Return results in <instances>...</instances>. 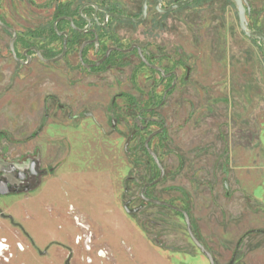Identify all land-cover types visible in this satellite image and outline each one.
I'll return each instance as SVG.
<instances>
[{"label":"rangeland","instance_id":"1","mask_svg":"<svg viewBox=\"0 0 264 264\" xmlns=\"http://www.w3.org/2000/svg\"><path fill=\"white\" fill-rule=\"evenodd\" d=\"M67 3L81 33L58 26ZM142 3L0 0L21 60L0 26V264H210L183 215L145 202L144 187L189 214L215 264H264V43L241 31L233 0L170 14L149 0L142 24L97 25L113 11L140 18ZM246 8L248 30L264 34V0ZM93 34L87 60L120 48L114 69L81 64ZM66 35L71 48L58 62L33 51L57 59ZM134 45L165 77L125 52ZM153 98L167 129L165 143L150 142L161 180L145 148L159 128L134 132Z\"/></svg>","mask_w":264,"mask_h":264},{"label":"water","instance_id":"2","mask_svg":"<svg viewBox=\"0 0 264 264\" xmlns=\"http://www.w3.org/2000/svg\"><path fill=\"white\" fill-rule=\"evenodd\" d=\"M195 0H182V1H175L174 4H172L168 9H163L161 8V5H162V2L163 0H156V3H155V10L158 11L159 13H162V14H170L172 13L174 10L176 9H181L183 7H186L188 6L189 4L193 3ZM234 3L236 4V8H237V11H238V17H239V26H240V29L241 31L249 38L251 37H255L257 39H259L260 41H262L264 43V34L259 32V31H249L248 30V24H247V8H246V5H247V0H233ZM149 0H143V3H142V13H141V17L140 18H132V17H127V16H122V15H119V14H115V13H106L104 15V21L107 22L109 19H114V20H117V21H120V22H124V23H129V24H135V25H139V24H142L147 16H148V9H149V4H148ZM63 19H66L67 21L71 22V25L73 28H75L73 26V23H72V20L70 18H61V19H58L57 20V23L60 22L61 20ZM96 21L98 22L97 18H96ZM0 26L6 30H9V31H12L13 32V39L11 41V51L15 57V59L18 61V62H21V60L17 57V54H16V51H15V48H14V43L17 39V33L11 29L8 25H6L0 18ZM56 31L57 28H56ZM67 36V35H66ZM64 48H63V53L62 55L57 58V59H45L42 57V55L40 54L39 50L37 49H34L33 51L36 53L37 57L44 63H48V64H51V63H55V62H58L60 60H62L66 54H67V40L64 41ZM134 49H136L138 51V55L141 59V61L143 62L144 65H146L148 68H152V69H157L159 70V72H162V69H159L158 67H156L155 65H152L150 64L146 59L145 57L143 56L142 54V50L134 45L132 46L131 48H129L127 51L125 52H132ZM113 50H118V51H122L121 49L119 48H110L106 55L104 56L103 59H101L99 62H97L95 65H85L83 62H82V51L80 52V59H81V62L83 63L84 67L85 68H91V67H98L100 66L102 63H104L108 57H109V54L111 51ZM175 83H176V80H175ZM156 137V133L152 134L148 141L145 143V148L147 150V152L150 154V156L154 159L156 165L158 166V168L161 170V176H160V179L161 180L164 176V170L160 164V161L157 157V155L152 151L151 147H150V142ZM156 181L157 182H159ZM145 189L146 187H144L142 189V192H141V197L142 199L147 202V203H151V204H155V205H158V206H162V207H167L169 209H172L178 213H181L185 219V222H186V225H187V229H188V233L192 239V241L195 243V245L207 256L210 264H215V260L214 258L212 257V255L203 247V245L198 241V239L194 236L193 234V230H192V225H191V219H190V216L187 212L185 211H182L181 209H179L178 207H176L175 205L173 204H170V203H167V202H163V201H159V200H155V199H152V198H149L147 196H145L144 192H145Z\"/></svg>","mask_w":264,"mask_h":264},{"label":"trees","instance_id":"3","mask_svg":"<svg viewBox=\"0 0 264 264\" xmlns=\"http://www.w3.org/2000/svg\"><path fill=\"white\" fill-rule=\"evenodd\" d=\"M70 3L64 4V5H59L57 10H56V19H61V18H66V17H70L71 15H69V11H70ZM94 11V10H93ZM112 13L115 14H120L118 11H113ZM82 14L84 15V13L82 12ZM63 23H68L66 19L61 20L58 23V26L63 24ZM54 34H58V31H56V29L54 30ZM77 35H79V33L77 32ZM92 44H88L83 52V62L86 64H91L87 58H86V54L87 51L90 49V47H92ZM71 45H68V51L70 50ZM120 49V48H119ZM108 50V49H107ZM118 50H113L110 52L108 59L102 63L100 66H98L97 68H103L106 67L107 69H114L115 65L113 64H108V62L114 58L116 55L119 54ZM132 52L136 53L137 56L138 55V51L136 49H134ZM142 54L145 57V59L152 64V58L144 51L142 50ZM146 66V65H145ZM152 71L156 72V73H160L163 77H165V73L164 70L162 69V72H159V70L157 69H152L149 68ZM161 69V68H159ZM162 105V102H156L155 99H152V103L151 105L147 108V109H143L140 111L139 116L136 119L135 122V126H134V132L136 134H139L141 132L147 131L150 127L152 126H157L159 128V130L156 132V137L158 138L161 142V144L165 143L167 140V129H166V124L164 123V121H162L161 119L158 118V116L156 115L155 111ZM149 115H151V117H148ZM145 195L147 196V187L145 189ZM178 213V212H177Z\"/></svg>","mask_w":264,"mask_h":264},{"label":"flooded vegetation","instance_id":"4","mask_svg":"<svg viewBox=\"0 0 264 264\" xmlns=\"http://www.w3.org/2000/svg\"><path fill=\"white\" fill-rule=\"evenodd\" d=\"M81 15L83 16V14L81 13ZM96 15V14H95ZM96 17V16H95ZM66 18H70V17H66ZM68 23H70L71 24V22H69V21H67ZM59 23V22H58ZM73 23V22H72ZM108 23V21L107 22H105L104 21V23L103 24H100V23H97V25L99 26V27H105L106 26V24ZM72 26V25H71ZM74 26V25H73ZM89 26H91L90 24H89ZM75 27V26H74ZM76 31H78L79 33H81L82 32V30H80V29H78L77 27H75L74 28ZM90 32V30H89V28H88V31H86V33H89ZM58 34H59V32H58ZM66 40H67V36H66ZM70 43H68V41H67V51H68V45H69ZM88 44H92L93 46L92 47H90V49L91 48H93V47H96V46H98V39H97V36L95 35V34H93V36H92V38L88 41V42H85L83 45H82V49H81V51H82V62H83V52H84V50H85V48H86V46L88 45ZM89 49V50H90ZM88 50V51H89ZM109 50V49H108ZM107 50V51H108ZM80 51V52H81ZM88 51H87V53H88ZM107 51H106V53H107ZM106 55V54H105ZM86 58H87V54H86ZM104 58V57H103ZM102 58V59H103ZM140 58V57H139ZM80 61H81V59H80ZM81 62V64L83 65V63ZM85 65H93V64H86V63H84ZM95 65V64H94ZM153 65V64H152ZM84 66V65H83ZM92 68V67H91ZM91 68H86V69H88V70H91ZM144 194H145V192H144ZM146 196V195H145ZM80 223V222H79ZM81 224V223H80ZM82 239H80L79 240V242L81 241ZM88 242H87V244H88V246L91 244V242H90V240H89V238H88V240H87ZM4 241L3 242H1L0 241V244H2V246L3 247H0L1 249H0V251H3V250H5L6 249V247L7 246H5L4 244ZM23 249V248H22ZM21 249V250H22ZM102 252V251H101ZM100 256H101V254H99Z\"/></svg>","mask_w":264,"mask_h":264},{"label":"bare ground","instance_id":"5","mask_svg":"<svg viewBox=\"0 0 264 264\" xmlns=\"http://www.w3.org/2000/svg\"><path fill=\"white\" fill-rule=\"evenodd\" d=\"M80 224V223H79ZM0 247H3L2 244H0ZM1 249V248H0ZM89 250V247L87 248ZM4 251V250H3ZM101 256H105L106 254L104 252H100Z\"/></svg>","mask_w":264,"mask_h":264}]
</instances>
